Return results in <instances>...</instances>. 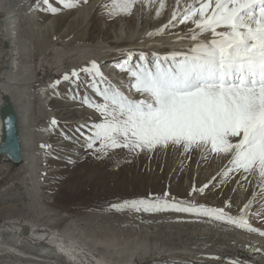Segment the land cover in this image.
I'll return each instance as SVG.
<instances>
[{"label": "bare ground", "instance_id": "obj_1", "mask_svg": "<svg viewBox=\"0 0 264 264\" xmlns=\"http://www.w3.org/2000/svg\"><path fill=\"white\" fill-rule=\"evenodd\" d=\"M42 1L0 0V142L11 138L8 151L0 143V264H264V237L258 234L264 230L249 232L226 219L130 208L72 214L44 205L38 145L49 136L46 121L54 116L49 92L54 76L68 67L77 72L85 65L91 68L93 62L101 65L138 51L146 58L174 53L179 58L194 44L190 37L195 25L172 20L173 13L179 17L199 0H136L131 15L113 11L121 27L116 24L112 38H107V27H101L95 43L87 41L86 34L105 0L78 7L66 24L55 16L39 24L34 13ZM183 24L185 29L178 30ZM75 31L78 38L72 34ZM43 57H54L53 70L43 66ZM118 82L125 83L120 78ZM127 94L123 95L133 100ZM46 244L62 259L39 256L36 249Z\"/></svg>", "mask_w": 264, "mask_h": 264}, {"label": "snow or ice", "instance_id": "obj_2", "mask_svg": "<svg viewBox=\"0 0 264 264\" xmlns=\"http://www.w3.org/2000/svg\"><path fill=\"white\" fill-rule=\"evenodd\" d=\"M59 2L65 8L76 6L66 0ZM135 2L113 0L110 7L126 12ZM172 20L195 25L190 37L194 44L187 53L179 58L174 53L170 63L168 57L157 60L154 67L122 68L130 72L135 80L131 87L143 98L129 100L110 84L101 89L93 82V89L105 102L96 106L104 122L94 126L88 147L99 141L102 149L203 148L229 157L231 167L223 175L242 169L258 173L264 182V0H199L198 5L185 7L179 17L173 13ZM205 34L211 39L200 40ZM81 71H94L104 80L94 62L91 69ZM71 75L78 77L76 71ZM84 103H88L86 98ZM121 207L194 213L258 231L244 218L248 205L237 218L226 216L223 209L183 206L164 198L134 200ZM258 234L264 237V231Z\"/></svg>", "mask_w": 264, "mask_h": 264}, {"label": "rangeland", "instance_id": "obj_3", "mask_svg": "<svg viewBox=\"0 0 264 264\" xmlns=\"http://www.w3.org/2000/svg\"><path fill=\"white\" fill-rule=\"evenodd\" d=\"M89 1L66 0L76 6L65 8L59 0H48L47 4L43 0L34 16L39 24L54 16L61 18V23L66 24L71 21L76 9ZM112 4L113 0H105L97 8L93 16L94 26L86 34L87 41L95 43L101 27H107V38H112V29L121 27L120 19L111 10ZM53 8L56 12L51 10ZM131 12L132 10L128 11L130 15ZM117 23L120 26L117 27ZM189 25L193 24L190 22ZM185 27V24L182 28L178 25V30H184ZM72 34L77 35L76 38L79 36L76 31ZM55 40H58V36ZM49 54L51 57L52 52ZM155 56L147 54L146 58L141 51L135 54L125 53L109 58L97 66L100 71L111 64L107 68V71H111L109 74H119L120 80L125 82H119L123 86L117 85L118 83L111 86L115 89L121 87L133 100H139L143 98L142 95L131 87L135 83L134 78L122 68L135 69L138 64L148 66L152 61L164 60V57ZM168 58L170 63L171 57ZM47 60L43 57V66L51 71L55 68V59L52 57ZM82 67L77 71L78 77L71 75L69 67L61 70L60 74L54 76V90L49 91L54 97L50 102L51 108L49 107L54 116L46 121L49 136L38 145L42 159L39 187L44 205L59 211L81 214L86 211L115 212L128 208L121 207L125 202L164 198L181 205L223 209L226 216L242 212L245 205H248L246 220L251 226L264 230V182L260 180L258 173L248 174L242 169L223 175L231 167L228 156L195 147L185 151L182 147L172 145L158 146L151 151H132L125 147L102 149L97 141L89 148L94 126L104 122V116L96 106L105 103L92 84L94 81L98 82L101 89L109 84L105 80L100 81L94 71H81L91 69L88 65ZM64 70L70 71L67 73V80L63 78L66 75ZM85 98L88 103H84ZM53 120L56 121L55 125L52 124ZM165 193L168 194L167 197Z\"/></svg>", "mask_w": 264, "mask_h": 264}, {"label": "water", "instance_id": "obj_4", "mask_svg": "<svg viewBox=\"0 0 264 264\" xmlns=\"http://www.w3.org/2000/svg\"><path fill=\"white\" fill-rule=\"evenodd\" d=\"M1 144H3V148L8 151L11 149V138L8 136H5L4 138L1 139Z\"/></svg>", "mask_w": 264, "mask_h": 264}]
</instances>
